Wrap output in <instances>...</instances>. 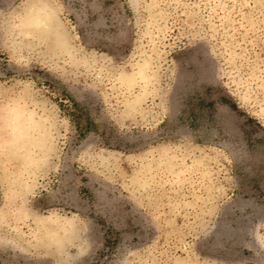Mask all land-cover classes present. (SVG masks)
<instances>
[{"label": "rangeland", "instance_id": "1", "mask_svg": "<svg viewBox=\"0 0 264 264\" xmlns=\"http://www.w3.org/2000/svg\"><path fill=\"white\" fill-rule=\"evenodd\" d=\"M0 264H264V0H0Z\"/></svg>", "mask_w": 264, "mask_h": 264}, {"label": "bare ground", "instance_id": "2", "mask_svg": "<svg viewBox=\"0 0 264 264\" xmlns=\"http://www.w3.org/2000/svg\"><path fill=\"white\" fill-rule=\"evenodd\" d=\"M44 7V6H43ZM40 17L38 20L41 24L51 29L52 35L58 40H63L64 33L62 29L57 24L56 19L46 10L40 11ZM39 16V15H38Z\"/></svg>", "mask_w": 264, "mask_h": 264}]
</instances>
